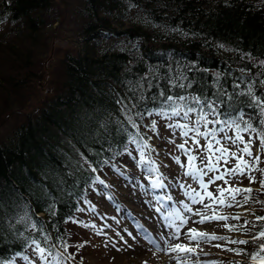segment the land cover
I'll return each instance as SVG.
<instances>
[{
  "label": "trees",
  "instance_id": "16d2710c",
  "mask_svg": "<svg viewBox=\"0 0 264 264\" xmlns=\"http://www.w3.org/2000/svg\"><path fill=\"white\" fill-rule=\"evenodd\" d=\"M55 2L0 0V104L7 102L10 91H18L22 75L30 77L40 38L59 18ZM67 2L72 4L81 45L64 55L58 90L0 138V264L29 256L33 221L42 222L53 241L59 229L68 252L76 254L69 264L81 263L86 239L76 228L87 221L76 208L98 185L89 184V177L99 175L102 180L103 172L125 156L116 123L124 116L117 101L128 97L133 87L155 84L162 74L187 71L191 61L206 71L188 75L194 74L209 95L216 88L217 72L220 82L228 85L248 75L241 68L264 75V0ZM256 88L257 95L264 91V85ZM144 90L146 95L156 91ZM197 90L195 85L191 89ZM236 107L248 110L238 101ZM262 157L258 190L252 189L248 201L256 207L253 221L264 216V151ZM85 158L95 162L97 173ZM255 223L253 233L264 228V221ZM251 241L239 248L244 259L232 264H264V253L256 260L250 255L263 239Z\"/></svg>",
  "mask_w": 264,
  "mask_h": 264
},
{
  "label": "snow or ice",
  "instance_id": "6c2138e0",
  "mask_svg": "<svg viewBox=\"0 0 264 264\" xmlns=\"http://www.w3.org/2000/svg\"><path fill=\"white\" fill-rule=\"evenodd\" d=\"M220 47L223 48L224 45ZM260 63L264 65V60ZM185 67L187 71H180L175 75L162 74L155 84L148 81L143 86L133 87L128 97L117 101L124 119L116 122L117 130L123 134L119 141L122 144L121 152L146 174L148 186L140 184L139 187L144 189L146 196H151V200L146 203L155 207L160 221L156 235L139 222L135 223L136 235L127 228L123 231L133 241H137L138 238L146 241L150 246L148 250L154 255L163 253L169 256L170 260L175 259L177 264H187L193 251L183 242H176L181 241V229L189 219L199 217V220H193V223L201 224L205 220L212 219L224 221L241 219L239 214L228 217L218 213L224 207H243L249 201L252 189L233 187L230 184V178L247 176L249 182L254 183L252 171L260 162L259 151L255 156L252 152L256 139L260 142L259 150L264 151V91L257 95L256 88L257 84L264 85V75L252 74L251 69L241 68L240 72L248 73V75L237 76L231 85H228L220 82V73L217 72L213 78L216 88L209 95L203 91V85L194 74L188 75V73L206 70L197 68L195 61L189 62V65ZM194 85L198 89L195 92L191 91ZM229 87L232 91H229ZM153 88L156 91H150ZM144 89L149 90L150 94L146 95ZM177 89L181 91H176ZM237 101L245 105L248 110L246 111L244 107L237 108ZM152 117L167 121L165 127L171 130L173 138L177 132L182 138L183 142L176 144V148L186 157L187 162L182 163L179 155L172 156V159L184 170L183 176L191 183L179 178H173L165 183L167 177L160 172L154 158V153L156 155L159 153L150 144L152 136L147 135V132L158 135L157 121L151 119L149 123H144L146 119ZM209 125H211L210 128ZM141 127L145 129L144 132H141ZM229 131L233 134L229 135ZM245 135L248 137L247 140L244 139ZM201 138L205 141L203 145L200 143ZM168 142L175 141L173 139ZM229 144L234 150L229 149L227 146ZM194 152H198L199 155H195ZM198 160L199 163H197ZM233 161L235 163H232ZM85 162L89 164L92 173H97L95 162H89L87 158ZM109 162V160L103 161L104 164ZM205 177H207L206 181ZM220 180H223L227 187L218 185L215 193L208 190L210 185ZM88 183L98 184L107 189V185L99 175L89 177ZM193 183L198 187H192ZM261 187L264 188V181L261 182ZM177 188L183 193V199H174L172 192ZM238 196L242 199L238 200ZM84 203L85 207H77L76 211L95 210L94 206L87 201ZM193 205H201V207L193 209ZM247 211L245 209L246 213ZM68 219L79 223L74 218H66L65 222ZM255 221H264V216H256ZM255 221L245 219L240 227L236 224L224 226L229 231L242 229L243 232H252L257 227ZM30 230L32 235L27 247L31 249L32 256L23 257L28 264H69L75 259L76 254L68 252L69 245L59 229H56L58 234L54 241L51 233L44 229L42 222L33 221ZM116 236L128 245V241L120 232H117ZM183 239L190 243L196 241L197 247L201 242L210 243L211 241H224L225 245L250 243L249 240L209 236L206 233L197 232L195 228L184 232ZM260 239H264V228H260L251 237L252 241ZM112 246H116V241H112ZM214 246L224 247L221 244ZM120 250L117 248V251ZM226 250L233 251L237 255L242 254V250L239 249L227 248ZM173 253L177 255L173 256ZM179 253H188V255L180 256ZM261 253H264V244H260L257 250L250 254L252 260H256ZM196 264H199L198 258Z\"/></svg>",
  "mask_w": 264,
  "mask_h": 264
},
{
  "label": "rangeland",
  "instance_id": "374dc122",
  "mask_svg": "<svg viewBox=\"0 0 264 264\" xmlns=\"http://www.w3.org/2000/svg\"><path fill=\"white\" fill-rule=\"evenodd\" d=\"M55 1L56 5L54 4L55 7L53 9L54 13H56L59 18L57 22L46 28L44 34L40 38V51L37 50V55L33 59L34 62L31 67L32 72L30 77L22 75L21 78L23 81L18 87V91H10L7 102L4 100L1 101L0 138L7 137L17 125L22 122L26 114L35 111L47 97L52 96L53 93L58 90L62 80L61 61L64 55L66 52H74L76 48L81 45L82 37L77 34V22L73 21V17L70 13V11L72 12V4L68 3V0ZM124 41L125 40H122L118 46H122ZM1 65L2 64H0V66ZM154 119L157 121L158 135L152 132H147V135L152 136L150 144L156 148L159 153V155L154 153V158L157 161L160 172L167 177L165 183L173 178H179L182 181L191 183L188 178L183 176L184 170L172 159V156L179 155L182 163L187 162L186 157L176 148V144L183 142L182 138L179 136L178 132L175 138H173L171 130L165 127L167 121L159 117H155ZM149 120V118L146 119L145 123H149ZM210 127L211 125H209V128ZM228 134L232 135L233 133L229 131ZM221 135L223 134L221 133ZM173 139L175 141L174 143L168 142ZM244 139H248L247 135H245ZM200 143L203 145L205 141L201 138ZM259 143V140L256 139L252 146V152L255 156L259 151L261 162L263 159V151L259 150ZM189 144H191V141H189ZM227 146L230 150H234L230 144ZM194 154L199 155L198 152H194ZM245 159H247V157H245ZM197 163H199V160ZM232 163L235 162L233 161ZM229 166H231V164ZM145 175L146 174L136 166L135 162L125 155L116 166L103 172L102 179L107 185V189L101 185H97L87 191L83 202L87 201L94 206L95 210L86 209L85 211H80V216L87 221V224L82 221L84 225L82 229L76 228L77 233H80V238L86 239L80 264H133L134 261L138 262V264H177L175 259L170 260L169 256L163 253L155 254L157 255L156 257L150 250H146V252L145 250L143 252L137 250L138 255H130L133 250L131 247H128L130 243L125 245L116 236V233L120 232L128 242L130 240L129 238H131L123 231L125 228L129 231H131V229L128 226L123 212L121 213L119 211L118 206L121 211L126 209L133 211L138 218L144 220L143 222H145L146 225L148 224L151 228L149 229L150 232L153 230L151 227L152 220L150 219L156 218L153 211L154 206H149V204L146 203V201L151 200V196H146L144 190L139 187L140 184L148 186ZM252 176L255 180L254 183H250L247 176H238L230 178V184L233 187L258 190V183L261 178V169L259 170L258 166L252 171ZM206 180L207 177H205V181ZM218 185L227 187V185H224L223 180H220L210 185L208 190L215 193V189ZM192 187L197 188L198 185L193 183ZM172 195L176 200L183 199V193L178 188L173 190ZM237 199L240 200L242 197L238 196ZM205 202L207 203V201ZM192 207L195 209L201 207V205H193ZM81 208H83V204ZM245 209L248 210L247 213ZM254 210H256L255 205L247 202L243 207H224L218 213L219 215L228 217L239 214L241 215L239 221L232 219L227 221L212 219L205 220L204 223L201 224L193 223V220H199V217H192L189 219L188 223L181 229V241H176L177 243L183 242L188 248L193 250L187 264H196L197 258L199 259V264H232V262L243 260L244 258L241 255H237L235 252L226 249H239L245 245H225L224 241H211L210 243L201 242L199 247H197L196 241L190 243L184 240L182 236L188 229L195 228L197 232H203L209 236L216 235L251 241V237L254 234L253 232L240 233L229 231L224 225L236 224L240 227L245 219L253 221ZM153 232L154 235L157 233L155 230H153ZM135 233L133 232V235H136ZM106 241H108L107 244ZM112 241H116L115 247L112 246ZM137 241L143 246H148L146 241L141 238H138ZM216 244L224 245V247H215L214 245ZM117 248L121 250L117 251ZM144 252L151 253V257L146 259L145 255L147 254ZM172 255L175 256L177 254L173 253ZM179 255L184 256L188 255V253H179ZM31 256L32 253L30 252L29 257ZM161 257L163 261H160ZM16 264H28V262L23 257H18L16 259Z\"/></svg>",
  "mask_w": 264,
  "mask_h": 264
},
{
  "label": "bare ground",
  "instance_id": "6f19581e",
  "mask_svg": "<svg viewBox=\"0 0 264 264\" xmlns=\"http://www.w3.org/2000/svg\"><path fill=\"white\" fill-rule=\"evenodd\" d=\"M150 220H152V222H151V227L153 228V230H155V231H157V226H158V224L160 223L157 219H154V218H152V219H150ZM156 235V234H155ZM183 237V236H182ZM130 240H129V242L128 243H130L129 245H132V247H131V249H133L132 251H131V253H130V255L131 254H133V255H138L137 254V250H139V251H144L145 250V252H146V250L148 251V249H149V247L147 246H143L141 243H139L138 241H133L132 240V238H129ZM182 239V238H181ZM144 252V253H145ZM145 254H147V255H145ZM144 255H145V258L146 259H149L150 257H151V253H145ZM156 257H157V255H155ZM157 259V258H156ZM159 259V258H158ZM154 261V260H153ZM160 261H163V259H162V257L160 258ZM133 264H138V262H136V261H134L133 262ZM165 264V263H164Z\"/></svg>",
  "mask_w": 264,
  "mask_h": 264
}]
</instances>
